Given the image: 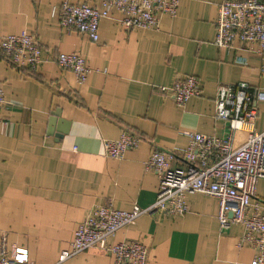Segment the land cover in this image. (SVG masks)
Returning <instances> with one entry per match:
<instances>
[{"label":"crops","instance_id":"0c3cea01","mask_svg":"<svg viewBox=\"0 0 264 264\" xmlns=\"http://www.w3.org/2000/svg\"><path fill=\"white\" fill-rule=\"evenodd\" d=\"M63 1L101 7L100 0H0V37L31 33L43 47L34 70L18 69L0 56V236L6 234L9 251L26 248L32 264H113V255L97 247L64 261L59 256L96 205L129 210L155 200L158 177L144 166L153 147L184 148L189 133L226 134L214 119L217 88L243 81L264 92V51L214 45L223 0H179L175 16L159 15L158 30L126 29L113 9L99 21L95 42L60 27L53 9ZM71 52L91 69L85 81L53 60ZM185 75L199 79L201 93L179 105L160 87ZM256 107L254 129L260 132L264 95ZM55 129L65 131L61 138ZM124 129L141 135L140 145L121 159L105 156L103 141L117 139ZM245 135L237 131L234 144ZM253 202L264 210V177ZM186 203L184 215H142L109 243H144L147 264H250L254 250L238 246L242 226L221 231L216 198L187 193Z\"/></svg>","mask_w":264,"mask_h":264},{"label":"built area","instance_id":"2783aa9c","mask_svg":"<svg viewBox=\"0 0 264 264\" xmlns=\"http://www.w3.org/2000/svg\"><path fill=\"white\" fill-rule=\"evenodd\" d=\"M100 4L96 8L84 2L63 1L53 9V14L61 28L86 34L95 42L99 38V21L110 17L111 10L121 14L119 22L126 29L158 30L159 15L175 16L179 0H100ZM215 30L213 43L217 47L224 50L244 47L261 55L264 0L221 1ZM42 53V45L31 33L0 37V56L18 69L34 70L43 61ZM53 60L58 67L72 71L78 81H85L91 71L79 53H57ZM261 72L264 73V67ZM160 90L179 105L201 93L199 79L194 75L178 77ZM263 95L264 92L243 81L219 85L214 98V119L225 125L226 134L218 137L189 133L190 141L184 148L165 151L153 147L144 166L158 177L155 200L146 207L135 204L129 210L116 209L110 203L96 205L76 226L69 248L60 253L59 261L97 247L113 255V264H147L148 248L144 243L133 239L109 243V238L119 229L135 224L142 215H184L188 212L186 194L197 192L217 199L221 231L231 224L242 226L238 246L248 245L254 250L250 264H264V210L253 202L257 182L264 177V130L254 129L256 100ZM4 102L0 85V111ZM237 131H244L246 135L235 145ZM142 140L141 135L124 129L117 139L103 141L104 155L121 159ZM175 161H182L183 165H174ZM0 264L32 262L26 248L15 247L9 251L6 234L2 233Z\"/></svg>","mask_w":264,"mask_h":264},{"label":"water","instance_id":"95a60500","mask_svg":"<svg viewBox=\"0 0 264 264\" xmlns=\"http://www.w3.org/2000/svg\"><path fill=\"white\" fill-rule=\"evenodd\" d=\"M52 115L55 117L58 116V114H52ZM51 121L53 122V120H51ZM64 132H65L64 130L55 129L54 136L61 138L63 136Z\"/></svg>","mask_w":264,"mask_h":264}]
</instances>
